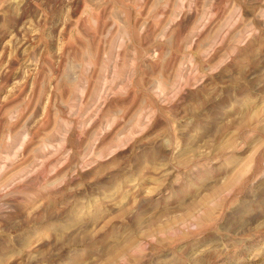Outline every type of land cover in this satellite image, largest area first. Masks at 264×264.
<instances>
[{
  "label": "rangeland",
  "instance_id": "obj_1",
  "mask_svg": "<svg viewBox=\"0 0 264 264\" xmlns=\"http://www.w3.org/2000/svg\"><path fill=\"white\" fill-rule=\"evenodd\" d=\"M0 264H264V0H0Z\"/></svg>",
  "mask_w": 264,
  "mask_h": 264
}]
</instances>
